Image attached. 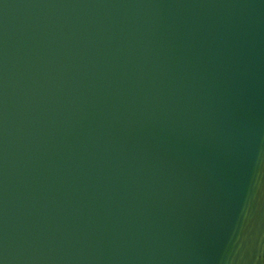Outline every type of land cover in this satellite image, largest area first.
<instances>
[{"label":"water","instance_id":"1","mask_svg":"<svg viewBox=\"0 0 264 264\" xmlns=\"http://www.w3.org/2000/svg\"><path fill=\"white\" fill-rule=\"evenodd\" d=\"M0 264H264V0H0Z\"/></svg>","mask_w":264,"mask_h":264}]
</instances>
